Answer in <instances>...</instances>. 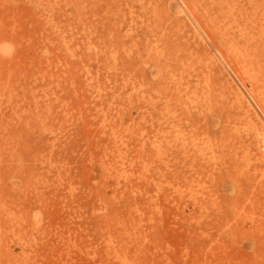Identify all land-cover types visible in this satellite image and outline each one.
Returning a JSON list of instances; mask_svg holds the SVG:
<instances>
[{
  "label": "rangeland",
  "instance_id": "rangeland-1",
  "mask_svg": "<svg viewBox=\"0 0 264 264\" xmlns=\"http://www.w3.org/2000/svg\"><path fill=\"white\" fill-rule=\"evenodd\" d=\"M194 6L0 0V264H264V216L225 227L264 198L262 96Z\"/></svg>",
  "mask_w": 264,
  "mask_h": 264
},
{
  "label": "bare ground",
  "instance_id": "bare-ground-1",
  "mask_svg": "<svg viewBox=\"0 0 264 264\" xmlns=\"http://www.w3.org/2000/svg\"><path fill=\"white\" fill-rule=\"evenodd\" d=\"M215 1L216 11H225V14L221 13L217 16L212 14L205 15L203 20L201 19V24L207 30L210 39L217 41V44L224 49L230 60L242 70L245 78L252 81V84L259 90V95L262 96V101H259V104L262 113H264V9L260 5L262 0ZM197 2L198 0H190L192 7L196 6ZM201 5L204 6V3H201ZM235 8H239L238 12L240 9L242 11L239 13L228 11ZM226 12L229 13L226 14ZM220 18L228 20L220 21ZM254 19H257V22ZM258 20H262L261 24L258 23ZM250 27L254 31H251ZM244 146L249 148V144ZM235 159V154L233 156L231 153L224 155L221 160H216L214 163L220 162L226 168L227 174H230L233 166L238 168L237 164H235ZM217 167L218 165L215 166V168ZM234 186L232 183L226 187L232 191L235 190ZM238 190L241 193V187H238ZM259 194L252 193L249 204L242 205L241 215H238L239 213L234 209L230 213H227L226 210L227 226L225 227L227 230L239 229L241 224L242 227H245L246 220L251 223L247 229H258L263 226L261 217L264 216V198L261 196L258 198Z\"/></svg>",
  "mask_w": 264,
  "mask_h": 264
}]
</instances>
